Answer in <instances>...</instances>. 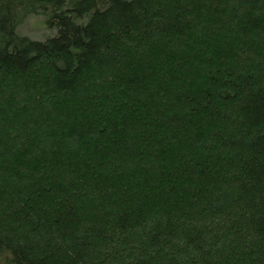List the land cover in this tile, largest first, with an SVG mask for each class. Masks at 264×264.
Here are the masks:
<instances>
[{
    "label": "trees",
    "instance_id": "16d2710c",
    "mask_svg": "<svg viewBox=\"0 0 264 264\" xmlns=\"http://www.w3.org/2000/svg\"><path fill=\"white\" fill-rule=\"evenodd\" d=\"M69 1L0 0V264H264V0Z\"/></svg>",
    "mask_w": 264,
    "mask_h": 264
},
{
    "label": "rangeland",
    "instance_id": "374dc122",
    "mask_svg": "<svg viewBox=\"0 0 264 264\" xmlns=\"http://www.w3.org/2000/svg\"><path fill=\"white\" fill-rule=\"evenodd\" d=\"M77 0H71L67 3V6L72 5ZM19 33L27 35L32 40H43L48 36L56 35V28H50L47 24L46 17L32 14L29 16L22 26L19 28Z\"/></svg>",
    "mask_w": 264,
    "mask_h": 264
}]
</instances>
